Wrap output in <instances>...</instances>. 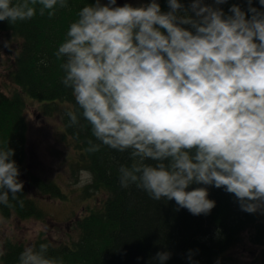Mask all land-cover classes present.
Returning a JSON list of instances; mask_svg holds the SVG:
<instances>
[{
	"label": "clouds",
	"instance_id": "clouds-1",
	"mask_svg": "<svg viewBox=\"0 0 264 264\" xmlns=\"http://www.w3.org/2000/svg\"><path fill=\"white\" fill-rule=\"evenodd\" d=\"M167 3L165 12L157 0H95L71 23L55 55L64 60V87L100 142L89 140L86 151L103 144L128 152L131 165L118 169L122 188L174 200L194 216L216 207L208 186L232 194L246 213L264 212V11L252 0L228 15L204 0ZM37 6L51 18L67 0H0V21L30 20ZM67 115L79 123L76 112ZM14 154L0 149V205L10 209L12 201L23 206ZM90 181L82 170L80 184ZM48 251L44 243L26 246L18 264H63ZM170 257L160 251L153 259Z\"/></svg>",
	"mask_w": 264,
	"mask_h": 264
},
{
	"label": "trees",
	"instance_id": "trees-1",
	"mask_svg": "<svg viewBox=\"0 0 264 264\" xmlns=\"http://www.w3.org/2000/svg\"><path fill=\"white\" fill-rule=\"evenodd\" d=\"M162 11H169L167 0H157ZM188 7L192 0H180ZM95 0H67V7H57L55 16L37 14L30 20L10 24L0 21V30L8 31L17 38L16 52L8 73L12 88L9 93L0 90V149L14 150L13 160L20 172L26 155L27 97L41 102L47 113L57 111L62 116L63 133L78 152V162L90 171V187L103 189L106 197L100 206L89 210L76 220L79 236L69 242L52 241L38 236L31 245H49L48 255L63 264H158L153 258L157 252L168 251L171 257L165 264H214L216 258L236 242L241 233L250 230L252 238L260 242L264 235V212L246 213L240 209L236 198L223 188L208 186L209 199L216 207L209 215L194 216L186 209L177 210L175 201H156L147 192L131 185L122 188L118 169L130 166L128 152H119L103 144L95 153L86 151L88 141L100 143L92 136L91 127L82 116L71 89L62 83L63 58L55 55L66 39L71 23L78 19L79 11ZM204 3L210 4L208 0ZM239 5L248 9V0H227L216 5L226 15L229 8ZM252 6L264 11L259 0ZM250 18L251 13H248ZM76 112L79 123L71 125L68 111ZM148 163H152L148 161ZM32 179V180H30ZM42 194L64 196L57 183L30 178ZM19 180H23L19 176ZM24 184V183H23ZM202 185H192L189 190ZM19 198L21 207L0 205V215L17 217H41V208L26 191L25 185ZM25 248L22 242L10 237L3 241L0 252L1 264H18V257ZM191 251L192 259H188Z\"/></svg>",
	"mask_w": 264,
	"mask_h": 264
},
{
	"label": "rangeland",
	"instance_id": "rangeland-1",
	"mask_svg": "<svg viewBox=\"0 0 264 264\" xmlns=\"http://www.w3.org/2000/svg\"><path fill=\"white\" fill-rule=\"evenodd\" d=\"M215 7V0H208ZM107 3V0H101ZM150 0H121L118 6L131 3L140 6ZM17 38L10 32L0 30V90L9 93L12 84L9 71L16 52ZM26 155L20 178L26 191L41 208L42 216L17 217L0 215V249L7 238L30 246L38 236L52 241L69 242L79 236L76 220L89 210L100 206L106 197L103 189L80 184V172L90 173L78 162V152L72 141L63 133L62 116L57 111L47 113L41 102L27 97ZM91 174V173H90ZM39 178L58 184L64 196L42 194L29 182ZM92 178V175H91ZM32 180V179H30ZM260 242L254 241L250 230L241 233L239 239L224 250L214 264H264V235ZM1 264V263H0Z\"/></svg>",
	"mask_w": 264,
	"mask_h": 264
},
{
	"label": "water",
	"instance_id": "water-1",
	"mask_svg": "<svg viewBox=\"0 0 264 264\" xmlns=\"http://www.w3.org/2000/svg\"><path fill=\"white\" fill-rule=\"evenodd\" d=\"M117 1H119V2H120L121 0H117Z\"/></svg>",
	"mask_w": 264,
	"mask_h": 264
}]
</instances>
